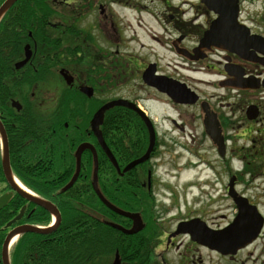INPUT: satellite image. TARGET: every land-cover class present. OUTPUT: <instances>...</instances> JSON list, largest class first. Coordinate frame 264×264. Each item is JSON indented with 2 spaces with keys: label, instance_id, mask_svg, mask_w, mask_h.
I'll return each instance as SVG.
<instances>
[{
  "label": "flooded vegetation",
  "instance_id": "obj_1",
  "mask_svg": "<svg viewBox=\"0 0 264 264\" xmlns=\"http://www.w3.org/2000/svg\"><path fill=\"white\" fill-rule=\"evenodd\" d=\"M6 1L0 0V7ZM173 1L14 0L3 13L0 18V91L3 90L6 101L0 102V123L7 137L11 173L9 178L3 167L4 141L0 131V197H8L0 208L1 264L7 238L10 262L17 264L15 250L19 242L22 241V251L28 259V244L37 241L29 238L30 233L36 232L26 230V226L45 228L46 231L39 233L55 238L61 224L55 226V215L14 187L15 183L19 189L46 198L38 187L27 182L38 179L36 171H44V180H49L48 177L63 163L49 151L36 150L32 169L20 165L12 148L23 139L20 128L27 122L33 127L37 124L32 136L40 143L73 141L75 158L70 164H62L64 171H70L69 180L77 170L79 146L88 143L95 149L98 187L104 181L106 190L114 189L130 198L124 202L132 209L125 210L138 213L144 223L134 234L137 249L141 252L140 247L147 246L144 253L148 255L152 250L156 251L154 264H204L203 251L234 258L244 249L234 255H225L176 231L180 221L192 217H199L212 229L230 224L237 207L232 198L235 211L232 220L225 223L210 218L207 205L217 201L214 194L223 188L229 195L232 177H236L235 188L239 194L254 203L245 191L237 189L243 182L247 188L249 184L244 181L242 170L233 168V161L238 159L246 165L259 161L264 166V54L255 47L250 49L251 58L215 45L199 48L218 13L202 0H178L176 4ZM242 10V0H239L240 23L248 25L251 34L264 36V24L258 27L250 19H244ZM151 65H154L155 74L185 84L196 100L177 102L168 92L145 83L144 71ZM118 99L136 103L148 115L157 134L156 146L150 156L129 169L126 166L144 155L150 144V130L141 114L131 110L133 119L122 120V125L109 126L106 118L110 110L105 113L100 125L101 138L110 148L118 167L91 125L94 114L102 105ZM146 101L164 104L169 109L166 118L158 121L149 112L150 107L145 106ZM116 107L120 106L113 109ZM151 108H155V104ZM25 109L28 111L24 115ZM163 121L169 125H162ZM52 122L58 130L46 134L39 131L38 127ZM70 125L74 126L73 131L67 130ZM163 132L176 134L175 138L167 139L170 144L160 141ZM212 133L218 134L216 138ZM140 143L144 146L141 145V152L136 153ZM162 143L168 148L158 153ZM220 143L224 147H220ZM92 147L82 151L81 168L75 181L87 182L89 193L94 190L95 181ZM168 163L169 169L161 171L160 167ZM199 164L206 165L207 168L200 170L214 173L215 178L202 172L197 179H189L185 186H180L182 190L191 188L209 196L202 199L198 212L187 213L173 221L166 218L169 212L162 216L155 211L166 207L161 203L164 200H169V206L178 203L179 199L181 204L183 194L179 186L171 187L168 181H175L174 177H179L181 170ZM224 172L229 178L227 185L220 179ZM159 188L166 194L160 205L156 194ZM46 199L58 207L55 200ZM46 213L50 214V219L42 223ZM88 213H91L90 209ZM119 215L120 224L126 228L133 226L130 217ZM108 217L102 218L105 223L119 224ZM170 249L180 253L174 261L167 257ZM121 258L123 262V256Z\"/></svg>",
  "mask_w": 264,
  "mask_h": 264
},
{
  "label": "trees",
  "instance_id": "obj_2",
  "mask_svg": "<svg viewBox=\"0 0 264 264\" xmlns=\"http://www.w3.org/2000/svg\"><path fill=\"white\" fill-rule=\"evenodd\" d=\"M4 101H6V98L3 90H1L0 102ZM27 111L28 109L23 110V114L25 115ZM119 113L120 116H115ZM127 118L133 119L134 113L131 109L120 106L115 109L112 108L107 113L106 121L109 126H115L122 125V120ZM77 126L81 125L77 123ZM43 127H38V129L45 132V134L50 130H58L54 126V122L50 125L45 123ZM50 127L51 129H48ZM36 129L37 124L33 127L30 122L22 124V128H20V132L24 133L23 139L12 148L13 156L20 159V165L32 169L35 163L32 157L36 156V150L49 151L60 162L62 160V164L73 162L75 147L71 139L68 143L62 141H57L54 144L40 143L32 136V132ZM67 130L73 131L74 126L70 125ZM141 145L142 143L136 147L139 148L136 153L141 152ZM62 164L60 163L58 169L48 177L49 180H44V171H36L39 175L38 179L27 182L29 185L38 187L37 189L42 195L55 200L57 203L62 216L60 227L55 235V238L58 239H55L53 235H42L39 232L30 233L29 238L37 241L28 244V259L22 251V241L19 242L15 250L17 264H96L99 261L103 262L104 259L107 264V260L113 257L117 249L126 261L136 262V258L139 257L137 264H144L148 258V253H144L147 246L140 247L141 252L138 251L136 235L125 234L104 222L106 220L102 218L107 217L109 219V215L111 216L110 220L115 219L119 223L121 216L106 206L94 190L91 189L92 192L89 193L90 186L87 182L79 179L69 189L62 190L70 177V171H64ZM89 171L90 166L87 167V172ZM28 174L31 173L28 172ZM53 178L57 179L53 180ZM99 185L103 194L111 202L124 209H132L128 206V203L124 202L130 200V198L116 193L114 189L106 190L107 186L104 181H101ZM51 193H54V195L51 196ZM88 209L91 213H88ZM42 211L44 210L42 209ZM49 219L50 214L46 213L42 223H47ZM87 229H89V232H86Z\"/></svg>",
  "mask_w": 264,
  "mask_h": 264
},
{
  "label": "water",
  "instance_id": "obj_3",
  "mask_svg": "<svg viewBox=\"0 0 264 264\" xmlns=\"http://www.w3.org/2000/svg\"><path fill=\"white\" fill-rule=\"evenodd\" d=\"M14 0H7L0 7V18L3 13L7 10V8L12 4ZM204 3L208 5L209 8L213 9L218 13V18L215 19L205 34L201 39L199 48L204 46L215 45L219 48H224L233 52L240 54L241 56H247L251 58L250 49L251 47L257 48L264 54V36L258 34H251L250 28L240 23L239 16V0H202ZM246 40H249L248 44L245 43ZM249 50V52H248ZM254 53V52H253ZM262 62L264 63V57L262 58ZM143 78L145 82L149 85L157 87L159 90L163 92H168L174 100L177 102H194L196 100L193 97L190 90L186 87L185 84L180 83L177 80L172 78H168L165 75H157L155 74L154 65L149 66L145 71ZM14 104L19 105L18 102H14ZM116 105H124L131 109L136 110L141 114V116L146 121L149 130H150V144L145 152L140 158H137L133 162L129 163L126 166V169L133 167L135 164L146 160L151 151L154 149L156 144V134L155 130L151 124L150 118L144 114L134 102L129 101L127 99H118L105 103L102 105L94 114L91 125L93 131L98 135L100 141L102 142L103 148L108 151L110 158L113 163L118 167L117 161L112 154L110 148L106 146L101 138L100 125L104 121L105 112L116 106ZM0 131L2 133L3 141H4V155H3V167L5 169L6 174L9 177V173H11L10 162L8 157V147H7V137L5 134V130L3 129L2 124L0 123ZM219 134V130H217ZM216 133H212L214 138H216ZM92 147L88 143H83L77 149V170L71 180L66 184L65 188L70 187L78 177L80 171V157L82 151L87 148ZM220 147H224V144ZM95 155V168H94V176L95 181L93 182V186L98 193L100 199L107 204L111 209L116 211L117 213L130 217L133 220V226L131 228H125L124 226L109 222V224L117 229L127 233L133 234L138 232L143 224L142 219L138 213H131L128 211H124L112 203H110L100 192L98 187L97 179V156L96 151L92 147ZM10 178V177H9ZM14 183V182H13ZM14 187L17 188L18 191L22 192L25 197L29 200L34 201L35 203L43 206L49 212H51L56 217L57 226L61 221V215L58 207L53 204L51 201L42 198L40 196L31 194L24 189H19L18 186L14 183ZM230 195L233 196L235 202L237 203V207L239 209L234 220L226 227L222 229H211L207 226V224L200 220L199 218H194L189 221H182L179 223L176 233L180 232H188L191 237L204 245H208L213 249H217L223 254H235L239 249L247 246L253 240L257 238L259 235L263 224H264V216L260 213L257 206L251 204L248 199L244 196H238L237 192L234 190V178L230 181ZM8 201V197L6 195L0 197V208L6 204ZM54 226V227H55ZM54 227H50L53 229ZM26 230L35 231V232H44L45 228H40L37 226H26ZM122 259L120 257L119 251L116 252L115 258L112 264H121ZM3 264H11L9 259V238L6 239L4 247H3Z\"/></svg>",
  "mask_w": 264,
  "mask_h": 264
},
{
  "label": "rangeland",
  "instance_id": "obj_4",
  "mask_svg": "<svg viewBox=\"0 0 264 264\" xmlns=\"http://www.w3.org/2000/svg\"><path fill=\"white\" fill-rule=\"evenodd\" d=\"M145 1V0H143ZM178 0H174L173 3H177ZM242 15L244 19H250V22L255 24L256 26H262L264 24V0H242ZM249 21V20H248ZM173 59L176 58L174 55H170ZM165 62V60H163ZM152 101H146L145 106L150 107L151 114L154 115V117L161 121L162 119L166 118V114L169 113V109L166 108V106H160L158 102H152ZM148 103V104H147ZM155 104V108H151V106ZM148 110V109H147ZM174 115L175 112H172ZM162 125L166 126L169 125L168 123L162 122ZM175 138L176 134L171 132H163L160 134V141L161 142H167L168 138ZM174 141V140H173ZM162 150L159 149L160 153L161 151H166V146H164V143ZM169 151V150H168ZM170 152V151H169ZM166 157V156H163ZM186 155L184 156L183 160L185 159ZM196 159V158H194ZM172 162V161H171ZM193 162H199V160H194ZM252 161L250 164H244V162L236 159L233 161V168L236 170H242L244 177V181L249 184L248 188L245 186V183H241V185L237 186L238 190L245 191L251 199L254 200V203H256L261 211H264V166L261 165L259 161L254 162ZM169 163L163 164L160 167L161 171L168 170L169 169ZM206 167V165L202 166V164H199L198 166H193L192 168H186L179 172V177L175 176L174 180H171L174 182L177 186L183 185L184 182L188 179H194L197 174L199 173H208L210 178H215L214 173L212 174L208 170H200L201 168ZM207 168V167H206ZM248 169V170H247ZM222 174V173H221ZM228 175H225V172L220 175L221 182L225 185L228 183ZM220 184H218L219 186ZM172 187V186H171ZM180 189V193L183 194V198L180 199L179 202L176 204H173L172 206H169V200H164L161 203L166 205V207H161L154 209L155 211H159L161 215H165L167 212H169L168 215H166V218L173 219V221L177 220L180 217L185 216L187 213L189 214H195L199 210V206L201 204L202 199H207L209 196H203L202 192H195L197 196L195 195H187L188 198H184V193L190 189L182 190ZM198 191V190H197ZM190 192V191H189ZM158 198V204L160 205V201L162 199H165L166 194L161 191V189H158V192L156 193ZM214 196H216L217 201L213 202L211 201V206L207 205V209L209 210V217L214 218L219 222H227L229 219L232 220L233 213L235 211L234 203L229 195L226 194L225 189L219 190V192L215 193ZM180 198V196H179ZM215 199V197H213ZM209 201V200H208ZM237 212V208L236 211ZM225 214V218L223 217ZM158 215V212H157ZM159 216V215H158ZM155 252H150V255H148V258L144 262V264H152L155 259ZM202 257L204 259V264H264V229L261 233L258 240L254 241L252 244L244 248L242 251H240L234 258H223L213 253H207L205 251L202 252ZM179 251H176L175 249H170V251L167 252V257L171 261H174L176 258H178ZM199 256V255H198ZM139 257L136 258V262H130L123 259L122 264H137V260ZM113 260H107V264H111V261ZM96 264H106L105 259L103 262L99 261ZM154 264V263H153Z\"/></svg>",
  "mask_w": 264,
  "mask_h": 264
}]
</instances>
